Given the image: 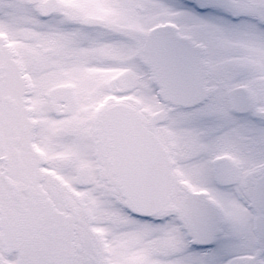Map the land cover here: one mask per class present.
Here are the masks:
<instances>
[{
    "label": "snow or ice",
    "instance_id": "6c2138e0",
    "mask_svg": "<svg viewBox=\"0 0 264 264\" xmlns=\"http://www.w3.org/2000/svg\"><path fill=\"white\" fill-rule=\"evenodd\" d=\"M0 264H264V0H0Z\"/></svg>",
    "mask_w": 264,
    "mask_h": 264
}]
</instances>
